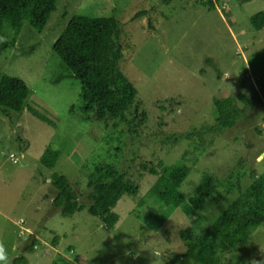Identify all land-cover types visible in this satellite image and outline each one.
I'll return each mask as SVG.
<instances>
[{"label": "rangeland", "instance_id": "obj_1", "mask_svg": "<svg viewBox=\"0 0 264 264\" xmlns=\"http://www.w3.org/2000/svg\"><path fill=\"white\" fill-rule=\"evenodd\" d=\"M206 2L58 0L41 33L24 26L15 47L0 55V73L20 78L30 89L21 112L0 113V241L10 264L20 255L28 264H52L57 258L59 264H195L163 260L184 251L179 231L199 220L214 224L241 191L264 177V26L255 30L250 23L253 15L264 13V0H212V9ZM143 10L147 15L131 21ZM73 15L119 21L124 48L119 68L147 113L141 127L86 120L78 83H52L61 67L51 45ZM254 91L261 100L256 107L238 99ZM228 97L243 110L232 128L203 136V143L186 137L213 126L217 102ZM28 107L54 125L35 118ZM48 147L60 152L51 169L40 162ZM177 160L191 169L179 188L185 202L204 172L216 178L217 189L199 211L185 205L155 227L157 204L148 190L159 175L157 163ZM102 161L115 163L139 187L135 197L117 202L113 212L119 220L109 232L86 210L63 216L52 206V173L66 176L79 202L87 204L86 175ZM260 249L264 223L224 264L261 261Z\"/></svg>", "mask_w": 264, "mask_h": 264}, {"label": "trees", "instance_id": "obj_2", "mask_svg": "<svg viewBox=\"0 0 264 264\" xmlns=\"http://www.w3.org/2000/svg\"><path fill=\"white\" fill-rule=\"evenodd\" d=\"M57 1L0 0V55L15 47L24 26H29L34 33H41L51 14L56 11ZM163 1L168 4L169 0ZM206 4L209 9L213 8L212 0L203 3ZM147 13L146 10L140 11L131 21ZM250 23L255 30H260L264 26V13L253 15ZM121 36V25L114 16L73 15L51 45V51L61 67V72L51 81L58 84L61 80L71 79L78 83L81 101L79 109L86 120L103 123L114 121V126L125 123L138 128L147 121V113L138 98V90L119 68L124 57ZM31 51L23 55H28ZM261 87L264 89V82ZM29 95L30 89L23 80L0 73V113L7 115L11 111L21 112ZM238 99L250 107L261 103L255 91L250 98L239 94ZM28 110L38 120L54 125L37 110L31 107ZM242 114L243 110L237 108L234 97L221 99L213 111L215 124L202 127L186 137L196 136L203 143V136L217 135L232 128ZM59 155V151L46 148L40 159L41 165L47 169L53 168ZM157 166L159 175L148 190V196L157 204L153 214L155 227L161 226L176 209L185 205L192 213L199 211L201 205L217 189L216 178L204 172L195 193L185 202L179 188L190 174V166L183 160L170 165L159 161ZM50 180L55 191L52 198L55 210L63 216L86 210L90 216L100 220L106 232L111 231L119 220L113 208L120 198L125 195L135 197L139 189L115 163L105 161L96 164L86 175V186L89 189L87 204L79 202L78 195L66 176L52 173ZM143 204L140 200L137 206L142 207ZM195 217L199 220L197 214ZM198 223L179 231L178 237L184 251L175 256L171 254L170 259H163L165 262L188 259L195 264H224L228 257H233L239 248L247 245L253 232L264 223V177L257 178L252 185L241 191L214 224ZM57 239L58 236H55L54 240ZM54 240L52 243L55 246ZM36 242L37 240L25 252H32ZM49 254L52 255V251ZM172 257H175L174 260ZM57 260L58 258L53 260L52 264H59ZM238 260L242 262L241 259ZM11 263L28 264V261L24 255H20Z\"/></svg>", "mask_w": 264, "mask_h": 264}, {"label": "clouds", "instance_id": "obj_3", "mask_svg": "<svg viewBox=\"0 0 264 264\" xmlns=\"http://www.w3.org/2000/svg\"><path fill=\"white\" fill-rule=\"evenodd\" d=\"M261 253L264 255V250H261ZM0 264H10L8 251L3 241H0ZM249 264H264V259L261 261L252 260Z\"/></svg>", "mask_w": 264, "mask_h": 264}, {"label": "water", "instance_id": "obj_4", "mask_svg": "<svg viewBox=\"0 0 264 264\" xmlns=\"http://www.w3.org/2000/svg\"><path fill=\"white\" fill-rule=\"evenodd\" d=\"M19 161L22 163L21 157L19 158ZM22 165H23V163H22Z\"/></svg>", "mask_w": 264, "mask_h": 264}, {"label": "built area", "instance_id": "obj_5", "mask_svg": "<svg viewBox=\"0 0 264 264\" xmlns=\"http://www.w3.org/2000/svg\"><path fill=\"white\" fill-rule=\"evenodd\" d=\"M10 158H12V159H13V158H15V157H14L13 155H11V156H10Z\"/></svg>", "mask_w": 264, "mask_h": 264}]
</instances>
